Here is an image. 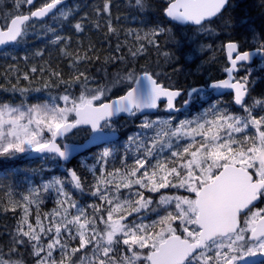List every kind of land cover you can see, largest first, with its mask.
<instances>
[{
    "label": "snow or ice",
    "instance_id": "snow-or-ice-1",
    "mask_svg": "<svg viewBox=\"0 0 264 264\" xmlns=\"http://www.w3.org/2000/svg\"><path fill=\"white\" fill-rule=\"evenodd\" d=\"M21 3L32 5L34 0H15L14 7L18 9ZM63 4L64 0H48L28 15L13 13L10 23L0 28V46L19 42L27 33V22L44 18L54 9L67 20L72 11L58 8ZM135 4L141 10L148 7L147 0H135ZM228 4L229 0H168L164 14L172 21L195 25L198 31L211 34L213 18L219 17ZM111 7L112 0H103L94 9L97 19L93 26L99 29V18L107 17L108 33L116 34ZM87 20L85 16L76 22L75 31L85 32ZM161 34H171V29L157 25L143 36L134 33L136 40L157 47ZM66 39L71 38L57 35L53 43ZM173 40L179 44L175 37ZM225 48L230 61V66L224 69L228 77L210 86L234 90V102L242 109L239 115L213 106L195 120L180 121L175 128L170 120H151L145 110L158 109L162 100L166 110L178 111L175 100L182 91L165 86L157 73L147 70L137 73L134 68L122 76L117 74L109 85L95 88L88 86L89 77L84 71H77L68 80L63 79L62 73L51 71L61 83L79 84L80 94L73 96L66 92L52 98L51 103L0 104V157L35 152L67 160L75 147L58 143L59 138L66 137L73 129L88 126L90 138L86 143L104 140L114 134V117L122 113L143 114L140 127L155 130L149 143L140 142L131 165L123 163L121 168L111 171L101 168L99 175L94 171L91 195L107 204V208L104 204L78 206L66 188L67 183L84 190L74 169L69 170V180L54 177L42 186L44 192L54 189L58 197L57 206L43 214L47 224L39 210L43 202L40 189H29L19 201L10 199L3 211L22 210L15 235L11 237L10 252L19 254L18 248L27 245L34 264H264V259H256L258 255L264 257V207L257 206L264 203V100L255 99L248 104L245 98L249 95L250 73L239 78L233 75L243 62L252 60V53L242 51L236 41L227 42ZM116 50H120V44ZM62 51L65 56L73 57L72 67L93 59L88 54L93 51L91 44L82 54ZM144 51L143 44L135 50L129 48L133 58ZM256 51L264 52V42ZM38 71L43 73L44 68L30 69L31 73ZM23 79H30L28 73ZM119 86L124 87V94L110 99L111 89ZM12 90H16L15 84ZM196 92L199 89L192 88L188 95ZM173 138L187 142L174 144ZM165 149L169 155L162 156ZM112 155L111 149H105L100 161L107 164ZM121 188L130 193L135 188L136 199H121ZM168 188L182 189L187 194H162L159 205L164 206L163 214L150 223L128 219L152 204L141 189L155 193ZM31 205H36L34 221L30 220ZM71 209L76 211L73 213ZM100 223L103 228L99 227ZM0 264H25V261L22 256L16 260L0 258Z\"/></svg>",
    "mask_w": 264,
    "mask_h": 264
},
{
    "label": "trees",
    "instance_id": "trees-1",
    "mask_svg": "<svg viewBox=\"0 0 264 264\" xmlns=\"http://www.w3.org/2000/svg\"><path fill=\"white\" fill-rule=\"evenodd\" d=\"M45 1L48 0H35L32 5L21 3L17 9L14 7L15 0H0V21L2 25H5L13 13H27ZM102 3L103 0H64V4L58 8L72 11V15L67 20L55 10L44 19L32 18L27 22V33L24 38L0 52V85H3V88H0V104L51 103L52 98L66 92L73 96L80 94L82 89L79 84L61 83L51 75V71L62 73L64 80H68L77 71H84L89 77L88 86L95 88L109 85L117 74L122 76L134 68L137 73L147 70L159 74V79L165 86L184 90L199 88L224 75L227 65L224 53L225 41L233 39L242 49L260 47V44L264 42V0H229L222 14L213 19L210 27L214 31L211 34L198 31L197 26H182L169 21L164 15L168 0H147L148 7L144 10L135 4V0H112L111 20L113 26L117 28V33L110 34L106 27L107 17L99 18L101 25L99 29L93 26V22L97 19L94 9ZM85 16L88 17L85 22L86 30L78 33L73 25ZM157 25L171 29V34H161L157 38L158 47L148 44L145 40L135 39L134 33L139 32L143 36L144 32ZM57 35L71 39L53 43ZM173 37L179 41V44L174 42ZM90 44L93 46V51L88 54L93 59L81 61L72 67L73 57L65 56L62 49L82 54ZM117 44H120L119 51L116 50ZM141 44L145 45V51L133 58L129 48L135 50ZM38 52H42L43 55H37ZM165 52L172 55L165 57ZM97 56L99 59H95ZM121 56L124 57L123 60L119 58ZM33 66L38 69L44 68V72L31 73L30 69ZM25 73H28L29 80L23 79ZM249 77L250 91L246 102L250 103L252 97L263 100L264 68L253 69ZM13 84L16 85L15 91L12 90ZM45 84H48V87H45ZM24 88L28 91L21 92L20 89ZM123 92V86L113 87L109 98ZM57 103L60 104V101L58 100ZM220 103L231 113L241 109L233 106L230 95H226ZM199 106L198 100L192 99L187 110L192 112ZM140 116L137 114L114 118L113 126L119 131L120 139L129 132L141 130V127L136 124ZM89 132V128L80 127L70 133L66 140L81 141ZM90 155L91 153L82 154L70 164L62 162L53 154L36 159H30L25 154H16L11 158L0 157V200L2 201L0 203V254L1 248L7 242L6 237L11 238L15 235L21 212L19 208L15 212L3 211L8 203L5 199L8 192L12 189L18 190L21 183L24 185L27 183L28 178L40 180L57 176L67 181L70 179L67 167L71 166L81 177L84 190H77L67 183L66 188L72 192L75 200L85 203L93 197L92 186L95 184V175H98L97 165H94L95 160H92ZM143 191L146 198H153L156 195V192ZM176 192L184 194L182 189ZM55 205L56 202L51 203L49 196H46L44 203L39 207L41 216ZM155 207L154 200L140 213L153 214L151 210ZM32 210L31 220L34 219L36 208L33 207ZM17 212L18 217H15ZM20 255L25 264L30 262L26 250L21 251Z\"/></svg>",
    "mask_w": 264,
    "mask_h": 264
},
{
    "label": "rangeland",
    "instance_id": "rangeland-1",
    "mask_svg": "<svg viewBox=\"0 0 264 264\" xmlns=\"http://www.w3.org/2000/svg\"><path fill=\"white\" fill-rule=\"evenodd\" d=\"M260 57V56H259ZM253 68H264V56L259 59V62L256 63V65ZM252 68H248L247 70L241 72L239 74L240 77L245 76L246 74L249 73V71H251ZM210 96L209 93H207L206 91H199L198 94L193 95V98L196 97V99L198 100V103H200V106L197 107L196 109L192 110V112H186L183 115L179 116L176 118V116L174 115H170L168 113H166L165 111L162 113H159L157 115H153V116H148L149 119L151 120H170L172 127L175 128L178 123L180 121L183 120H195L198 116H201L203 113H205L206 111H208L209 109H211L213 106H215L217 109L223 110L224 106H222V104L219 102V100L217 99H213V100H208V97ZM223 99V98H222ZM257 99L255 97H252L250 99V103L247 102L248 104H252L253 101ZM205 100V101H204ZM264 100V99H263ZM204 101V102H202ZM41 104L44 102H40ZM5 104V103H4ZM33 104H37V103H33ZM33 104H25V105H33ZM13 106H17L20 105L18 103H13L11 104ZM60 105L63 106V102L60 101ZM166 110V109H165ZM257 112H259V109H257ZM242 113V109L238 112H236L235 114H241ZM209 118H211L209 116ZM144 119V115H141L139 117V121L136 123L137 125H141L142 121ZM155 135V130L154 129H139V131H132L129 132L124 138L120 139L117 143H113V144H107L104 145L100 148H98L93 154L90 155L92 160L94 161V165H97V174L99 175V171L101 168L107 170V171H111L113 168H121L123 163H126L128 165H131L134 162V159L136 158L137 153V147L140 144L141 141H144L145 143H149L150 142V138L153 137ZM130 138H134V142H130ZM187 140L186 139H181L179 141H177L175 138H173V143H180L181 145L186 143ZM105 149H111L113 152V155L110 156L108 158V162L107 164H103V162L100 161V154L105 150ZM21 154H25L28 155V157L30 156L31 152L28 153H21ZM169 155V151L167 149H165V151L163 152L162 156H167ZM125 157H127V159L125 160ZM54 177L57 176H53L52 178H45V179H40V180H35L34 178H28L27 179V183L24 185L21 183V185L18 187V190L12 189L8 192V194L5 196L6 201L8 202L10 199L11 200H15V201H19L21 199V197L23 195H27L29 189H40V198L43 200L42 203H44V200L46 199V196H49L51 203L56 202V200L58 199L57 197V193L55 192L54 189H49L48 192H44L42 186L46 183H48L50 180H52ZM58 178V177H57ZM25 188V190H23ZM177 189L174 188H170V189H161L160 192H156V195L152 198L151 200L154 201L156 203V207L151 210L153 212V214L148 215V213L146 214H141V213H133L132 216H130L128 219L129 220H133L136 219L137 223L144 222V223H150L152 220L158 219V215H162L163 214V205H159V200H160V196L162 194L164 195H184L187 194L184 192V194L182 193H177L176 192ZM141 191H143V189H141ZM135 188L132 190V192L130 193L128 189H124L121 188L120 190V194H121V199L124 198H131V199H136L135 195ZM77 201V200H76ZM0 203H2V201L0 200ZM41 203V204H42ZM41 204L39 207H41ZM78 206L81 207H87L88 205H92V204H104V207L107 208L108 205L105 204L103 201L99 200L98 197L93 196L91 200L82 203L77 201ZM57 205H55L53 208H55ZM35 207L36 205H31V208ZM52 207H50V209L46 212L49 213L52 211L53 209ZM71 211L74 213L76 211V209H71ZM88 212L91 213L92 209L89 207L88 208ZM22 214V210L19 213V217ZM43 215V214H42ZM106 215V214H105ZM3 217V216H1ZM15 217H18V212L16 213ZM42 219L44 220V223L47 224L48 223V219L44 218V216H42ZM4 220V219H3ZM31 220V219H30ZM34 221V219H33ZM99 227L103 228L104 225L102 223L99 224ZM12 231H10L11 233ZM7 242L5 244V246H3L1 248V254H0V258H3L5 260H16V259H20L21 255V251L26 250L27 254L30 257V262L28 264H34L33 258L30 255V249L27 245L25 246H20L18 248V253L17 252H10V248L12 246V239L10 238V236L6 237ZM85 252H87L88 250L85 249ZM89 255L91 253H88ZM78 256L81 255L80 253L77 254Z\"/></svg>",
    "mask_w": 264,
    "mask_h": 264
},
{
    "label": "water",
    "instance_id": "water-1",
    "mask_svg": "<svg viewBox=\"0 0 264 264\" xmlns=\"http://www.w3.org/2000/svg\"><path fill=\"white\" fill-rule=\"evenodd\" d=\"M35 1V0H34ZM46 2H48V1H46ZM46 2H44V3H46ZM44 3H42V4H40V5H38V6H36L33 10H31V11H35V10H37L39 7H41ZM59 7V6H58ZM30 11V12H31ZM55 11V9L53 10V12ZM30 12H27V13H22V14H25V15H28V14H30ZM18 14H20V13H18ZM52 13H49V15H51ZM48 15V16H49ZM165 15V14H164ZM48 16H46V17H48ZM46 17H44V18H46ZM166 17V16H165ZM11 18V17H10ZM10 18L8 19V21H7V23H10ZM44 18H35V19H44ZM169 21H171V22H173V23H177V24H179V25H182V24H180V23H178V22H176V21H172V20H170L168 17H166ZM214 19V18H213ZM187 25H191V24H187ZM187 25H182V26H187ZM4 25H2V23H1V21H0V28H2ZM192 26H195V25H192ZM229 41H235V40H233V39H230V40H227V41H225L224 42V52H225V55H226V58H227V51H226V48H225V45H226V43L227 42H229ZM13 43H11V44H8V45H5V46H0V52L2 51V50H4L6 47H8V46H10V45H12ZM256 49L257 48H250V49H247V50H242V51H249V52H251L252 53V60L251 61H249V62H243L242 64H247V63H250V62H252L256 57H257V55H258V53L259 52H257L256 51ZM227 63H228V65H227V67H229L230 66V61L228 60V58H227ZM235 74V72L233 73V75ZM228 77V74L224 71V76L223 77H221V78H217V79H213V80H211L209 83H208V85L206 86V90L207 91H213V97H216V98H219V97H222L223 95H225V94H227V93H231L232 94V103H233V106L235 107V108H240V106L239 105H237V104H235V102H234V90H230V89H214V88H212L210 85L212 84V83H215L216 81H219V80H222V79H226ZM179 89V88H178ZM181 91H182V94L184 93V90L183 89H180ZM189 92H191V90L189 91ZM188 92V93H189ZM124 94V92L123 93H121V94H118V95H114V96H112V97H110V99H115L116 97H118L119 95H123ZM190 96V95H189ZM247 98V97H246ZM245 98V99H246ZM178 99V97L176 98V100ZM176 100H175V102H176ZM160 103H164V101L162 100ZM186 104V103H185ZM158 111V109H149V110H145V112H146V114H154V113H156ZM140 115H143V114H140ZM129 115L128 114H126V113H122V114H120L118 117H128ZM115 118V117H114ZM81 127H85V128H88V126H81ZM80 128V127H79ZM75 129H73L71 132H69L68 134H67V136L70 134V133H72L73 131H74ZM66 136V137H67ZM66 137H62V138H59L58 139V143H61L62 145L64 144V143H67V144H69L70 146H73V147H75V151H73L72 152V154L69 156V158L67 159V160H64L63 158H60V157H57V158H59L62 162H65V163H70V162H72L74 159H76L78 156H80V155H82V154H84V153H87V152H89L90 150H92L93 148H97V147H99V146H101V145H104V144H109V143H113V142H115V141H117L118 139H119V132L117 131V130H115V132H114V134H111V135H109V136H107L104 140H97V141H95L94 143H86V142H88L89 141V138H90V132H89V134L83 139V140H81V141H70V140H64L63 141V139L64 138H66ZM62 141V142H61ZM81 145H83L84 147H79V146H81ZM47 154H49V153H35V152H31V154H30V156H29V158L30 159H36V158H39V157H42V156H44V155H47ZM69 170H72V168H70ZM256 259H264V257H260L259 255L256 257Z\"/></svg>",
    "mask_w": 264,
    "mask_h": 264
},
{
    "label": "flooded vegetation",
    "instance_id": "flooded-vegetation-1",
    "mask_svg": "<svg viewBox=\"0 0 264 264\" xmlns=\"http://www.w3.org/2000/svg\"><path fill=\"white\" fill-rule=\"evenodd\" d=\"M253 48H259V46L258 47H253ZM241 50H247V49H250V48H240ZM225 53V52H224ZM226 56V55H225ZM262 58L263 56H264V52H259L258 53V55H257V57L252 61V62H250V63H247V64H242L241 66H239V71L238 72H235V74H234V76H236L237 78H239L240 76H239V74L241 73V72H243V71H245V70H247L249 67L250 68H252V70L253 69H255V68H253L255 65H256V63H258L259 62V59H260V57ZM226 61H227V58H226ZM227 63V62H226ZM227 65H228V63H227ZM227 65H226V67H227ZM225 67V68H226ZM258 69V68H257ZM252 70L251 71H249V73H251L252 72ZM224 76V75H223ZM223 76H221V77H223ZM220 77V78H221ZM217 79V78H216ZM248 80H249V82H250V77H249V75H248ZM206 86H207V84L206 85H202V86H199V88H196V89H199V91H201V90H203V91H206L207 93H209L210 94V96L208 97V100H213V99H217V100H219V102L222 100V98H224L226 95H230L231 96V99H232V94L231 93H227V94H225V95H223L222 97H219V98H216V97H213V91H207L206 90ZM179 89H182V88H179ZM184 90V89H183ZM191 90V89H190ZM190 90H184V93L180 96V97H178V99L176 100V108L178 109V111H169V110H165V108H164V103H160V107H159V109H161V112H159V113H162V112H166V113H168V114H170V115H174V116H176V118L177 117H179V116H181V115H183L184 113H186V112H188V110H187V107L189 106V104H190V101L192 100V99H196V97H194L193 98V95H196V94H198V92H196V93H192L190 96L188 95V92L190 91ZM249 91H250V85H249ZM248 97V96H247ZM246 100H247V98H246ZM185 101H187V103L185 104ZM159 109H158V111H159ZM241 110V109H240ZM239 110V111H240ZM158 111L156 112V113H154V114H147V115H149V116H153V115H157V114H159L158 113ZM140 115V114H139ZM116 118V117H115ZM118 131V130H117ZM119 132V131H118ZM119 141V140H118ZM118 141H116L115 143H117ZM109 144H113V143H109ZM104 145H107V144H104ZM104 145H101V146H99V147H97V148H93L92 150H90L89 152H87V153H91V154H93V152H95L98 148H100V147H102V146H104ZM84 154H86V153H84ZM71 166H69V167H67V169H69ZM257 206L258 207H264V203H258L257 204Z\"/></svg>",
    "mask_w": 264,
    "mask_h": 264
}]
</instances>
